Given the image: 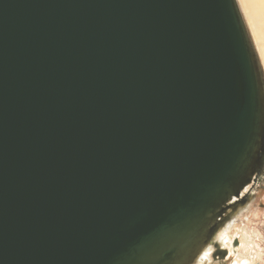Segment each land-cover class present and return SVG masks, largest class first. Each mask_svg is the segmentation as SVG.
I'll return each instance as SVG.
<instances>
[{
  "label": "water",
  "instance_id": "water-1",
  "mask_svg": "<svg viewBox=\"0 0 264 264\" xmlns=\"http://www.w3.org/2000/svg\"><path fill=\"white\" fill-rule=\"evenodd\" d=\"M263 173L237 0H0V264H194Z\"/></svg>",
  "mask_w": 264,
  "mask_h": 264
},
{
  "label": "rangeland",
  "instance_id": "rangeland-1",
  "mask_svg": "<svg viewBox=\"0 0 264 264\" xmlns=\"http://www.w3.org/2000/svg\"><path fill=\"white\" fill-rule=\"evenodd\" d=\"M237 1L264 73V63L251 27L252 23L256 25L255 23H257V20L262 22L263 13L259 10L263 9L258 5V1H253V8L257 18L254 19L253 22H250V17L243 11L242 0ZM261 26L264 32V20ZM246 194L250 196L245 206L240 208L220 231L221 233L223 232V234L226 233L225 239H221L223 234L220 238L221 245L231 252V259L224 264H234L235 260H238L240 255L246 256L248 260H250V264H264V173L261 175V180L259 182L251 184L243 191V195ZM236 200L237 199H235V201ZM206 264L209 263L207 262Z\"/></svg>",
  "mask_w": 264,
  "mask_h": 264
},
{
  "label": "bare ground",
  "instance_id": "bare-ground-1",
  "mask_svg": "<svg viewBox=\"0 0 264 264\" xmlns=\"http://www.w3.org/2000/svg\"><path fill=\"white\" fill-rule=\"evenodd\" d=\"M253 1H255V0H242L243 11L245 12V14L248 17H250V22H253V20L257 18V15H256L254 8H253V3H252ZM256 1H258V5L260 7H262V9H263V10H259L263 13V18H262V22H263V20H264V0H256ZM256 22H257V23H255L256 25H254L252 23L251 27L253 29V33H254L255 39H256L257 44H258V49H259L262 61L264 63V32H263L262 26H261L262 22L260 20H257ZM222 234H223V232L222 233L220 232L218 234V236L221 237ZM225 235H226V233L223 234V237L221 239H225ZM210 250H211V247L208 246L205 249L204 253L201 255V257L199 259L200 261H198L195 264H199L203 259V255L206 252H209ZM235 264H250V260H248V258L246 256L240 255L238 260H235Z\"/></svg>",
  "mask_w": 264,
  "mask_h": 264
},
{
  "label": "flooded vegetation",
  "instance_id": "flooded-vegetation-1",
  "mask_svg": "<svg viewBox=\"0 0 264 264\" xmlns=\"http://www.w3.org/2000/svg\"><path fill=\"white\" fill-rule=\"evenodd\" d=\"M246 195H248V198H249L250 195L249 194H246ZM219 233H220V231L216 234V236L214 237L213 241L209 245L211 247V250L209 252H206L203 255V259H202V261L199 264H206L207 262L209 264H224L226 261H228V260L231 259V257H230L231 252H230V250L229 249L227 250L226 248H224L221 245V243H220V241H221L220 238L221 237L218 236ZM205 249L203 250V252L201 253V255L204 253ZM201 255L199 256V258L197 259V261L195 263H197L198 261H200L199 259H200ZM234 264H235V262H234Z\"/></svg>",
  "mask_w": 264,
  "mask_h": 264
}]
</instances>
